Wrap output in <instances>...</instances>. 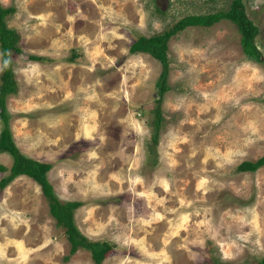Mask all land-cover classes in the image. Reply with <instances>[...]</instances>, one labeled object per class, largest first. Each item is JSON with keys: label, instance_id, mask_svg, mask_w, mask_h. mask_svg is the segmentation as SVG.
Wrapping results in <instances>:
<instances>
[{"label": "rangeland", "instance_id": "1", "mask_svg": "<svg viewBox=\"0 0 264 264\" xmlns=\"http://www.w3.org/2000/svg\"><path fill=\"white\" fill-rule=\"evenodd\" d=\"M230 1L0 0L15 7L6 21L21 35L6 98L15 142L52 163L58 197L79 201L80 232L110 244L100 261L72 251L40 184L19 174L0 190V264H260L264 164L236 166L264 154V0H244L260 60L226 17L169 37L155 145L162 65L129 50L140 34Z\"/></svg>", "mask_w": 264, "mask_h": 264}, {"label": "trees", "instance_id": "2", "mask_svg": "<svg viewBox=\"0 0 264 264\" xmlns=\"http://www.w3.org/2000/svg\"><path fill=\"white\" fill-rule=\"evenodd\" d=\"M15 10L13 5L4 6L0 2V62L2 71L0 73V152H8L12 161L10 165L0 162V171H7L0 177V190H2L14 177L19 174H26L36 180L41 187L43 194L48 199L49 211L56 218V222L65 227L67 238L70 241V249L73 251L81 245L91 250L95 261H100L110 248L108 242L89 240L78 229L74 220V209L78 206V200L62 201L50 182L47 171L52 166L51 162L38 160L23 153L15 142L9 125V112L7 109V94L17 89V83L12 68V52H20V32L7 24L6 16ZM226 17L235 22L240 31V42L244 52L252 58L260 60L261 52L255 38L258 33V26L247 16L244 0H231L227 9L217 10L209 13H189L177 19L169 28L151 35L140 34L131 42V52H148L161 62V70L156 81L158 97L155 99V117L153 119V133L151 143L156 144L158 130L162 121L161 98L168 89L169 59L167 55V42L169 37L190 24L208 25L212 22ZM32 58H39L38 55H31ZM264 164V154L255 160L244 159L237 163L238 170H254ZM264 264V256L260 259Z\"/></svg>", "mask_w": 264, "mask_h": 264}, {"label": "flooded vegetation", "instance_id": "3", "mask_svg": "<svg viewBox=\"0 0 264 264\" xmlns=\"http://www.w3.org/2000/svg\"><path fill=\"white\" fill-rule=\"evenodd\" d=\"M170 247H171L170 250H172L176 255H179V253H180V248L179 247H177L174 244L171 245Z\"/></svg>", "mask_w": 264, "mask_h": 264}, {"label": "crops", "instance_id": "4", "mask_svg": "<svg viewBox=\"0 0 264 264\" xmlns=\"http://www.w3.org/2000/svg\"><path fill=\"white\" fill-rule=\"evenodd\" d=\"M125 212V211H124ZM122 215H124V214H122ZM156 231V230H155ZM157 232H159V231H157ZM163 233V232H162ZM155 234V233H154ZM158 244L160 245L161 244V239H158Z\"/></svg>", "mask_w": 264, "mask_h": 264}]
</instances>
